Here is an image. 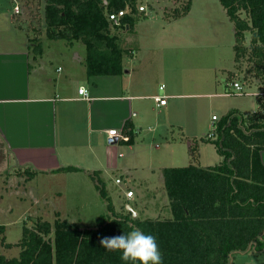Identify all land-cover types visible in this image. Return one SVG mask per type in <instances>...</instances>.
<instances>
[{
	"label": "trees",
	"instance_id": "1",
	"mask_svg": "<svg viewBox=\"0 0 264 264\" xmlns=\"http://www.w3.org/2000/svg\"><path fill=\"white\" fill-rule=\"evenodd\" d=\"M139 1L44 0L46 38L65 40L68 45L82 43L88 77L120 74L125 49L112 29L132 30L137 19L146 17L138 10ZM218 1L233 24L234 63L247 62L244 80L254 77L264 83V0ZM190 7L191 0H186L173 7L165 20L185 16ZM121 9L126 13L119 25H113L107 14ZM32 50L40 55L41 42L35 41ZM226 79L231 80L229 73ZM257 103L258 108L251 113L231 110L216 121L211 140L221 156L219 163L161 169L170 216H133L126 208L117 212L100 172L92 171L89 175L106 202L107 213L88 228L67 219L56 218L52 224L36 220L30 226L22 225L21 237L15 243L6 242L5 228L0 225V249L19 247L14 257L0 251V264H125L119 251L105 250L99 240L133 228L156 238L163 264H231L237 253L248 252L253 246L262 249L264 166L259 152L264 150V97H257ZM121 133L126 139L119 140L132 144L130 120L124 122ZM78 170L68 165L55 171ZM37 172H26L27 178Z\"/></svg>",
	"mask_w": 264,
	"mask_h": 264
},
{
	"label": "rangeland",
	"instance_id": "2",
	"mask_svg": "<svg viewBox=\"0 0 264 264\" xmlns=\"http://www.w3.org/2000/svg\"><path fill=\"white\" fill-rule=\"evenodd\" d=\"M4 1L12 11V0ZM185 1L140 0L138 6H145L142 14L145 13L146 17L137 19L133 30L112 29V32L118 35L120 47L125 49L122 71L125 67L128 68V63L132 60L127 51L135 49L133 58L137 61L134 65L144 66V71L147 72L145 77L150 83L147 90L152 87L154 81H157V84L163 82L167 90L172 88L176 93H194L193 97L180 99L179 102L177 99L169 100L168 113L163 108H155L149 99L136 103L132 111L136 115L134 119L140 120L141 130L136 134L129 152L126 145L110 144L105 139H100V143H96L101 154L117 159L119 166H123L124 162L125 166L131 169L129 175L124 174L125 178L129 177V181L120 176L118 170L109 172L107 174L109 177L103 179L105 191L117 212H124V208L129 205L140 217L170 216L161 169L185 166L188 163V140L181 138L177 124L186 125L188 132L196 135L199 143L197 146L199 161L196 166L205 167L206 164L215 165L220 161L211 138L205 135L211 114H216L220 119L225 113L222 107L224 103H227L226 106L240 107L244 114L258 108L257 97L260 96L219 94L231 91L225 87L228 70L231 80L238 81L243 86V92H261L264 89L261 79L254 77L243 79L247 62L234 63L233 24L219 1L191 0L192 11L189 16L166 21V15H170L171 9ZM14 22L25 31L18 32V36L23 38L26 36L25 33L31 36L33 41L31 56L35 55L32 50L34 42L40 41L44 50L42 57L53 66V69L62 63H71L73 56L66 46L68 45L66 41L46 38L44 0H22V14L19 17L14 16ZM249 39L250 34L247 33L246 44ZM77 44L80 52H85L83 44L80 42ZM138 49L141 52L137 59ZM79 67L80 71L84 69L82 65ZM130 80L134 82L133 77ZM84 84L92 86L90 82ZM148 127L152 130H148ZM203 132L206 133L202 134ZM11 168L7 167V170L0 173L2 204L6 201H16L14 190H21L29 180L26 178L27 174L22 173L20 168ZM13 175L24 178H10ZM117 178L121 180V188L115 182ZM33 184L36 186L38 198H41L42 192H47L51 204L45 205L42 199L38 200L37 209L34 211L15 210V206L10 216L0 219L1 223H5L4 219L11 218L12 223L7 222L9 226L6 228V238L10 243L17 242L21 237L22 225L30 226L36 220H46L52 224L56 218L67 219L80 228H88L94 226L98 216L107 213L106 202L100 196L95 181L83 170L37 174ZM127 189L134 191L135 196L131 200H126L124 196ZM6 190L7 193L9 190L13 191L8 199ZM1 251L6 257H14L17 256L19 247L13 246Z\"/></svg>",
	"mask_w": 264,
	"mask_h": 264
},
{
	"label": "crops",
	"instance_id": "3",
	"mask_svg": "<svg viewBox=\"0 0 264 264\" xmlns=\"http://www.w3.org/2000/svg\"><path fill=\"white\" fill-rule=\"evenodd\" d=\"M6 5L4 0H0V173L7 170V167L20 168L22 173L74 172L55 171L59 167L72 165L78 167V171L83 170L88 174L99 171L100 176L105 180L109 177L107 175L109 172L118 170L120 176L129 181V177L125 178L124 174L129 175L131 169L126 167L124 162L123 166H119L117 159L101 154L96 143H100V139H105L110 144L126 145L129 152L130 145L134 143L136 134L141 130L140 120L134 119L136 115L132 111L136 103L149 99L152 100L155 108H163L168 113L169 100L177 99L179 102L180 99L193 97L194 93H176L172 88L167 90L163 82L157 84V81H154L152 87L150 86L151 88L147 90L150 83L145 77L147 72L144 71V66L134 65L137 61L133 58L135 49L127 51L132 60L128 63V68H124L123 73L88 77L83 63L85 52L81 53L78 42H73L70 46L66 45L73 56L71 63H62L53 69V66L42 57L43 48L40 55L31 56V36L28 33H25L26 36L23 38L17 35L18 32L25 31L15 24V15ZM191 11L192 1L189 12L183 17L189 16ZM1 33L4 34L1 35ZM6 36L8 37L5 38ZM140 52L138 49L137 59ZM79 64L84 68L82 71ZM121 74H123L122 77ZM132 77L134 82L130 80ZM225 80V87L231 89L230 84L233 80ZM85 82L92 83V86L85 85ZM160 85H164L163 90L159 89ZM79 86L87 89L89 99L82 98L78 94ZM157 90L165 92L158 93ZM143 91L146 93L144 94ZM225 92L219 94L225 95ZM156 95L167 96L166 104L156 105L153 99ZM226 105L227 103L222 105L225 113L238 110L244 114L240 107ZM212 115L216 114L212 113ZM211 116L207 133L215 127L214 124L217 121H212ZM126 120H130L133 125L132 144H126L119 138L109 140L106 131L116 128L121 132ZM177 126L181 138L188 140L187 165H198L199 143L196 135L189 133L184 124H177ZM148 130L152 128L148 127ZM204 133L206 132L202 134ZM259 156L264 166V150L259 152ZM210 165L214 164L204 166ZM37 174L29 178L26 186L21 190H14L16 201H6L2 204L3 195L0 194V219L10 216L15 206V210L34 211L37 209L38 200L42 199L45 205L51 204L47 192L41 191V198L37 196V189L33 184ZM10 178L23 179L24 177L13 175ZM118 186L121 185L118 184ZM12 193L13 191L9 190L7 193L6 190L7 199ZM4 220L6 222H0V225L5 228L6 238V228L12 221L10 217ZM6 242H8L7 238ZM231 264H264V247L257 250L253 246L248 252L237 253L231 258Z\"/></svg>",
	"mask_w": 264,
	"mask_h": 264
},
{
	"label": "clouds",
	"instance_id": "4",
	"mask_svg": "<svg viewBox=\"0 0 264 264\" xmlns=\"http://www.w3.org/2000/svg\"><path fill=\"white\" fill-rule=\"evenodd\" d=\"M99 243L109 252L119 251L120 259L125 264L129 262L130 264H163L156 238L151 234H145L139 228H133L126 234L105 236L99 240Z\"/></svg>",
	"mask_w": 264,
	"mask_h": 264
},
{
	"label": "built area",
	"instance_id": "5",
	"mask_svg": "<svg viewBox=\"0 0 264 264\" xmlns=\"http://www.w3.org/2000/svg\"><path fill=\"white\" fill-rule=\"evenodd\" d=\"M138 10L139 11H145V6H143V5L138 6ZM12 13L15 16H20L22 14V0H12ZM125 13H126V10H124V9H121V10H118V11H114V12H110V13L107 14V19L113 25H119L120 21H121V18H122V16ZM230 87H231V91H226L224 93L225 95L249 94L248 92H243V90H244L243 86L240 83H238V81H232L231 84H230ZM163 88H164V85H160L159 86L160 90H163ZM77 91H78V94L82 98L89 99L87 89L84 86H79ZM253 94L256 95V96H264V92H260V91H258L256 93H253ZM153 99L156 102V105H165L166 102H167V96H165V95H156V96L153 97ZM218 119L219 118L217 117V115H212L211 116V120L212 121H216ZM213 132H214V127H212V129L206 134V136L208 138H211L213 136V134H214ZM106 135H107V138H109V140H112L114 138L126 139V137L123 136L121 134V132L118 131L116 128L108 129L106 131ZM115 182L117 184H119V185L121 184V180L119 178L115 179ZM124 196H125L126 199H132L134 197L133 190L132 189H127L124 192Z\"/></svg>",
	"mask_w": 264,
	"mask_h": 264
},
{
	"label": "water",
	"instance_id": "6",
	"mask_svg": "<svg viewBox=\"0 0 264 264\" xmlns=\"http://www.w3.org/2000/svg\"><path fill=\"white\" fill-rule=\"evenodd\" d=\"M114 139L116 140L117 138ZM126 208L132 212L133 216H136V212L129 205H127Z\"/></svg>",
	"mask_w": 264,
	"mask_h": 264
}]
</instances>
